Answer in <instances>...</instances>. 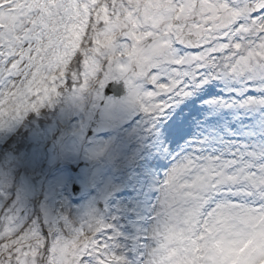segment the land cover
<instances>
[{"label":"snow or ice","instance_id":"6c2138e0","mask_svg":"<svg viewBox=\"0 0 264 264\" xmlns=\"http://www.w3.org/2000/svg\"><path fill=\"white\" fill-rule=\"evenodd\" d=\"M0 264H264V0H0Z\"/></svg>","mask_w":264,"mask_h":264}]
</instances>
